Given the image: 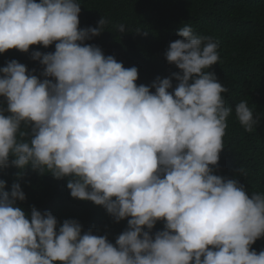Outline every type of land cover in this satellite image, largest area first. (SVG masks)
Wrapping results in <instances>:
<instances>
[{
    "label": "clouds",
    "instance_id": "clouds-1",
    "mask_svg": "<svg viewBox=\"0 0 264 264\" xmlns=\"http://www.w3.org/2000/svg\"><path fill=\"white\" fill-rule=\"evenodd\" d=\"M80 12L77 0H0V53L55 43L31 54L43 79L17 60L0 68V168L67 177L71 197L128 227L113 244L27 213L20 184L0 180V264H264V192L214 174L233 111L209 71L218 42L180 27L164 54L179 71L138 85L137 67L85 43L108 21L81 29ZM235 115L247 132L260 121L247 101Z\"/></svg>",
    "mask_w": 264,
    "mask_h": 264
},
{
    "label": "trees",
    "instance_id": "trees-1",
    "mask_svg": "<svg viewBox=\"0 0 264 264\" xmlns=\"http://www.w3.org/2000/svg\"><path fill=\"white\" fill-rule=\"evenodd\" d=\"M77 2L81 5V29L96 27L102 17L108 21L99 36L85 43L99 46L106 56H114L126 68L137 67L138 85H151L157 77L167 78L179 71L167 62L164 54L170 42L180 39V27L190 25L196 34L218 42L220 59L209 71L228 89L222 96L233 111L227 118L224 148L214 174L237 179L249 196L252 192H264V0ZM120 24L125 25L126 32L117 30ZM33 51L54 52L55 43L47 48L30 46L27 53L16 49L0 53V68L17 60L43 79L40 74L44 66L31 58ZM241 101L248 102L254 117H260L251 132L245 131L235 115V106ZM0 107H6L4 97H0ZM0 180L6 182L5 190L9 192L13 183L20 184L26 199L17 201V205L27 213L35 206L42 213L50 211L60 224L66 219L78 220L82 232L91 230L95 235H106L113 244L128 227L127 219L115 222L103 206L71 197L67 177L56 179L50 173L40 174L30 165L23 170L9 165L0 168ZM163 227V221L157 222L153 234Z\"/></svg>",
    "mask_w": 264,
    "mask_h": 264
}]
</instances>
